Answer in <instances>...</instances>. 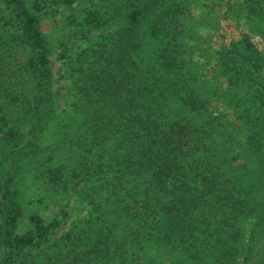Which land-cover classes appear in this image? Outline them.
<instances>
[{"label": "trees", "instance_id": "16d2710c", "mask_svg": "<svg viewBox=\"0 0 264 264\" xmlns=\"http://www.w3.org/2000/svg\"><path fill=\"white\" fill-rule=\"evenodd\" d=\"M100 1L92 24L122 23L78 54L74 109L44 147L56 115L48 42L22 1L0 16V264H264L262 55L246 38L221 51L240 141L194 88L181 1ZM239 5L264 16V0ZM28 181L51 207L28 208ZM70 193L88 211L57 235Z\"/></svg>", "mask_w": 264, "mask_h": 264}, {"label": "rangeland", "instance_id": "374dc122", "mask_svg": "<svg viewBox=\"0 0 264 264\" xmlns=\"http://www.w3.org/2000/svg\"><path fill=\"white\" fill-rule=\"evenodd\" d=\"M10 0H0V16L8 11ZM37 16L39 30L48 42V70L51 89L54 94L56 115L45 135L42 147L54 128L67 119L74 109L76 99L72 94L71 77L78 54L93 46L102 37L114 32L122 20L112 19L100 26L93 25L99 15L104 16L100 0H20ZM182 12L179 15V33L176 38L181 45L184 57L194 72V88L206 101L208 115L215 118L223 127L234 129L231 136L242 141L244 134L242 112L237 102L239 90L230 82L229 72L221 61V51L233 42L246 38L263 58L260 79L264 82V16L258 19L246 18L240 0H180ZM9 6V7H8ZM6 9V10H4ZM204 115V114H203ZM206 115V114H205ZM1 135V134H0ZM52 138V137H51ZM243 151V150H241ZM43 154H46L44 151ZM248 162L256 166L252 155L246 153ZM58 159L55 158V161ZM28 208L42 202L50 204L32 181L26 184ZM70 209L60 224L57 235L76 224V220L88 211V206L79 204L71 195ZM76 194V193H75ZM46 214L48 210H41ZM254 218L242 216L240 223L248 231ZM29 228L27 219L17 225V234L22 235Z\"/></svg>", "mask_w": 264, "mask_h": 264}]
</instances>
